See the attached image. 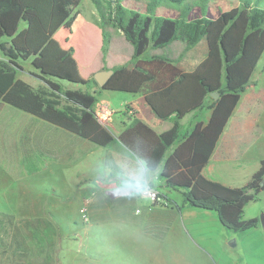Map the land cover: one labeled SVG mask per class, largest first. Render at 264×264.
<instances>
[{"label": "trees", "instance_id": "trees-1", "mask_svg": "<svg viewBox=\"0 0 264 264\" xmlns=\"http://www.w3.org/2000/svg\"><path fill=\"white\" fill-rule=\"evenodd\" d=\"M93 1L100 7L101 0ZM103 1L109 20L122 33L121 37L108 38L110 46L115 51L129 43L133 67L115 66L102 86L90 77L86 88H82L65 87L41 66L45 54L59 60V51L48 44L50 24L61 0H0V104L34 115L98 146L134 154L146 170L160 169L166 186L182 192V205L213 211L229 230L244 233L257 227L258 217L243 219V210L264 190V158L242 186L223 184L206 177L202 170L243 92L252 83V74L264 51V8L258 6V0H242L241 5L209 17V0H200V4L189 0H146L144 12L133 9L130 0ZM162 1L181 4L183 9L175 17L159 15L156 8ZM195 5L200 16L191 18ZM200 41L206 45V55L192 71L182 72L175 66L169 82H160L159 88L149 90L153 76L142 63L162 64L170 60L166 54L154 51H163L174 42H181L187 51ZM30 58L41 70L35 75L44 88H35L17 77V70H22V63ZM92 86L93 92L89 89ZM100 90L144 93L158 117L167 119L174 115L173 125L157 133L139 121L114 136L94 111ZM203 108L212 110L207 123L198 121L182 131L179 119ZM3 223L14 228V216L6 212L0 217V224ZM37 224L52 229L45 218L24 222L32 230ZM144 230L154 231L147 226ZM11 245L19 256L32 252L18 229ZM29 263L53 264V260L30 258Z\"/></svg>", "mask_w": 264, "mask_h": 264}, {"label": "rangeland", "instance_id": "rangeland-1", "mask_svg": "<svg viewBox=\"0 0 264 264\" xmlns=\"http://www.w3.org/2000/svg\"><path fill=\"white\" fill-rule=\"evenodd\" d=\"M241 1L209 0L207 15L217 17L223 10L241 5ZM250 1L253 3L256 0ZM100 2L98 7L93 0H61L51 21L48 46L59 51V60L44 53L41 66L49 72L51 67L55 68L50 76L65 87L79 86L85 70H90L89 75L93 77L98 71L130 64L129 43L125 42L115 51L114 46H110L108 38L121 37L122 33L109 20L107 5L103 0ZM130 2L133 9L144 12L143 2L146 3V0ZM189 3L200 4L201 1L189 0ZM258 6L264 8V0H258ZM182 9L181 4L162 1L156 13L175 17ZM197 16H200V10L195 5L190 17ZM173 46L156 51L170 54ZM32 59L22 63L23 69L17 70V77L26 79L35 88H44L43 82L35 75L40 74L41 70L31 63ZM251 80L252 83L243 92L236 109L237 113L251 116L254 136L250 133L244 138L249 146L247 157L230 163V168L221 167V172L214 174L218 181L235 187L244 185L264 158V51ZM93 88L90 87V91ZM130 96V93L109 90L99 96V101H109L112 107L123 109ZM21 112L6 105L5 145L0 138V217L6 215V212L14 216V228L19 230L32 252L19 256L16 248L11 245L16 230L6 223L0 224V264H30V258L46 257H51L53 264H264V225L261 223L264 215V190L259 193L257 200L249 201L244 206L243 219H259L257 227L244 233L222 226L211 210L182 205L180 190L172 191V198L178 205L170 208L169 229L165 227L163 236H159L163 232L155 235L144 230L145 226H150L144 220L145 211L151 203L150 197L138 199L134 206L138 211L133 217V224L127 220L123 225L110 223L105 229L98 230V226L89 225L88 215L82 217V209L85 208L87 212V207L80 204L79 198L68 200V194H51L53 190L50 183L58 180L57 172L46 171L43 175L35 173L33 177L27 173L31 171L32 165H26L20 153L18 125L22 122L19 117ZM25 180L31 181L34 187L37 184L43 185L44 200H52V196L60 200L46 203L12 200L17 194L13 187ZM48 207L53 212H49ZM44 213L46 217L43 218L52 224L51 230L40 224L33 226V230L26 228L25 220H33L36 215ZM141 227L154 237L139 234L137 245L130 246V235L136 228L141 230Z\"/></svg>", "mask_w": 264, "mask_h": 264}, {"label": "crops", "instance_id": "crops-1", "mask_svg": "<svg viewBox=\"0 0 264 264\" xmlns=\"http://www.w3.org/2000/svg\"><path fill=\"white\" fill-rule=\"evenodd\" d=\"M171 45H174L171 53H166L170 60L162 64L142 63L143 68L153 76L149 90L159 88L160 82H169L173 67H178L182 72L192 71L206 55V45L203 41L198 42L187 51L183 50L181 42H174ZM154 53L160 54L157 51H154ZM146 56L148 54L143 59H146ZM127 67H133V64L130 63ZM54 70L56 69L52 67L51 72H54ZM51 72L49 73L51 74ZM89 74L90 70H85L84 74L81 75L80 85L74 87L86 88L85 82L90 78ZM23 80L26 81V79ZM93 89L91 92H93ZM105 91L109 90L99 91L94 111L100 123L114 136L139 121L148 125L157 133L165 131L173 125L174 115L167 119L158 117L147 103L144 93H130L132 96L128 98L127 103H124L125 107L116 109L112 107L109 101H99V96ZM240 102L241 98L228 119L208 163L202 170V173L208 178L217 180L214 174L220 173L221 167L230 168V163L247 157L249 146L246 145L247 141L244 138L250 133L254 136V131L251 116L247 113L236 112ZM0 108V138L2 144L5 145L6 104H0ZM211 112V109L203 108L186 114L179 119L182 131L191 128L198 121L205 125L211 116ZM19 115L22 119V122L18 125L21 157L26 165H32L30 167L32 168L31 171L27 173L33 177L35 173L36 175H43L42 173L46 171H50V173L57 172L58 180L56 182L52 180L50 183L53 190L51 194L56 196L68 194L69 197L66 198L68 200L79 198L80 204L87 207L90 226H98L99 230L101 228L105 229L104 227L110 223L123 225L129 220L128 222L133 224V217L136 216L138 211L134 207L135 204L138 199L149 196L122 194L114 192L113 189L117 185L138 179L143 173L149 181L150 188L157 190L160 195V199L157 201L150 198L151 203L145 211L144 220L154 230L153 234L155 232L157 234L163 232L164 234L165 227L169 229L170 208L176 207L178 203L172 198L174 189L166 186L163 182L160 169L148 171L134 154L129 155L111 147L98 146L29 113L21 112ZM240 137H243V139ZM170 152L171 150L167 152L166 157ZM220 182L229 185L224 181ZM13 190L17 194L12 200H35L45 203L60 200L56 196L50 197L52 200H44L45 189L43 185L37 184L34 187L31 181L25 180L20 185L17 184L13 187ZM180 193L182 195V192ZM47 210L53 212L49 207ZM36 216L46 217L45 213ZM218 222L221 224L219 220ZM98 230H93V232ZM139 234L150 235L143 230V227H141V230L136 228V231L130 235L132 238V241L128 242L130 246L137 245ZM150 236L154 237V235Z\"/></svg>", "mask_w": 264, "mask_h": 264}, {"label": "clouds", "instance_id": "clouds-1", "mask_svg": "<svg viewBox=\"0 0 264 264\" xmlns=\"http://www.w3.org/2000/svg\"><path fill=\"white\" fill-rule=\"evenodd\" d=\"M113 191L128 195L139 194L147 196L150 192V184L146 176L142 173L138 179L117 185Z\"/></svg>", "mask_w": 264, "mask_h": 264}, {"label": "water", "instance_id": "water-1", "mask_svg": "<svg viewBox=\"0 0 264 264\" xmlns=\"http://www.w3.org/2000/svg\"><path fill=\"white\" fill-rule=\"evenodd\" d=\"M112 70H101L96 72L93 77L96 80L99 86H102L104 82L108 79L111 75ZM214 98H217V94L215 92L210 93ZM261 223L264 225V215L261 217Z\"/></svg>", "mask_w": 264, "mask_h": 264}, {"label": "built area", "instance_id": "built-area-1", "mask_svg": "<svg viewBox=\"0 0 264 264\" xmlns=\"http://www.w3.org/2000/svg\"><path fill=\"white\" fill-rule=\"evenodd\" d=\"M148 196L154 201H157L160 199L159 192L157 190L152 189V188H150V192H149ZM81 213H82V217H84V218L87 217V212H86L85 208L82 209Z\"/></svg>", "mask_w": 264, "mask_h": 264}]
</instances>
